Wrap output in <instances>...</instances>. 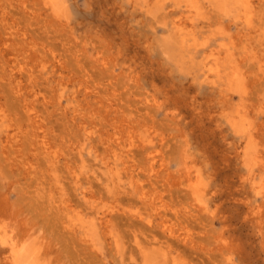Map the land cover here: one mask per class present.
Instances as JSON below:
<instances>
[{"label":"rangeland","instance_id":"rangeland-1","mask_svg":"<svg viewBox=\"0 0 264 264\" xmlns=\"http://www.w3.org/2000/svg\"><path fill=\"white\" fill-rule=\"evenodd\" d=\"M48 1L0 0V264H264V0Z\"/></svg>","mask_w":264,"mask_h":264},{"label":"bare ground","instance_id":"bare-ground-1","mask_svg":"<svg viewBox=\"0 0 264 264\" xmlns=\"http://www.w3.org/2000/svg\"><path fill=\"white\" fill-rule=\"evenodd\" d=\"M49 1H50V0H49ZM49 1H48V2H49ZM51 1H52V0H51ZM208 72H209V71H208ZM212 72H213V71H212ZM210 73H211V72H210ZM216 73H217V72H216ZM217 75H218V74H217ZM235 75H236V74H235ZM232 78H233V77H232Z\"/></svg>","mask_w":264,"mask_h":264}]
</instances>
